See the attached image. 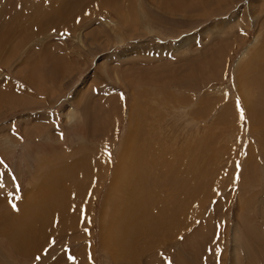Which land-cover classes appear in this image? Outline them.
<instances>
[{
	"label": "rangeland",
	"instance_id": "1",
	"mask_svg": "<svg viewBox=\"0 0 264 264\" xmlns=\"http://www.w3.org/2000/svg\"><path fill=\"white\" fill-rule=\"evenodd\" d=\"M76 2L62 22L55 0L0 17V228L40 209L48 227L24 257L0 235V264H264V0ZM129 134L180 220L120 262L102 212Z\"/></svg>",
	"mask_w": 264,
	"mask_h": 264
},
{
	"label": "bare ground",
	"instance_id": "2",
	"mask_svg": "<svg viewBox=\"0 0 264 264\" xmlns=\"http://www.w3.org/2000/svg\"><path fill=\"white\" fill-rule=\"evenodd\" d=\"M15 1H17V0H0V17L2 16V13L4 11H7L5 9L7 7V5L13 4ZM64 1L66 3L68 2L69 4L67 3L65 5V7H61V8L56 7L55 8V6L57 5V2H58V0H55L54 9H53V10H57V11H53V12L57 15V17L59 19H61V22L67 17L66 13H65L66 10L71 7V5L74 3V1L76 2V0H64ZM65 2H63V3H65ZM184 4H182V7L187 8L190 3L186 4V5H184ZM10 11H11V9H10ZM49 14H53V13H49ZM12 16H14V14ZM40 21H42L41 18H40ZM49 21H50V19H49ZM2 22L5 23L6 21L2 20ZM62 24L66 25L68 23L63 22ZM6 27H7V25H6ZM55 64H57V63L55 62ZM52 67H53V64H52L51 68ZM53 69L56 70L55 67ZM251 120L253 121L252 118H251ZM130 137L131 136L129 134V136L127 138H125L126 141H124L122 143V146H124V148H122V152L119 156L117 166L115 167V170L113 173V178L111 179V186L109 188V191L107 192V194L104 197L105 198L104 203L107 206V209H105V211L102 210L103 211L102 212V218L106 220V224L108 225L107 230L109 232H107V236H108V239L111 243L110 248H112V249H110V250H113L112 258L115 261H120V262H122L123 257H129V255L133 256V254H135L134 253V251H135L134 242L136 241L137 238L138 239L143 238L142 233H144V234L159 233L162 231V228L167 227L166 222H168L167 223L168 227L169 228L172 227L171 230H173L174 226L177 225L176 222H179V220H180V218L177 216V213H175L173 217H167L161 212L164 210V208L159 206L158 210L156 209V206L154 205V200H153V198L150 197L151 189L148 187V185H151L153 183V181H150V179L148 177L141 175L139 168L135 162L134 152H133V150H130L129 145H128V141H129ZM126 147L129 149H127ZM51 149H50V151H51ZM64 155H63V157H65V156L67 157L68 154L65 156ZM48 159L49 158H46L45 161L49 162ZM61 160L62 159H60V162H62V164H63L64 161H61ZM65 161H66V159H65ZM142 178L148 179L147 183L141 184L138 181V182H136V185L132 184L135 182L136 179L140 180ZM177 181H178V179L175 178V183H176L177 187L183 186L181 184H178ZM47 182H49V183H47ZM53 183H54V179L51 180V174H50V175H46V176L42 177L40 179L39 183L37 184V186L39 185L38 187L42 188V186H45L46 184H48L47 186L51 190V185L53 186ZM145 187H146V189H145ZM50 190L48 192H50ZM46 194H49V193H46ZM39 195L40 196L43 195L42 198L45 197L44 193L39 192ZM39 195L35 194V196L39 197L40 199H38V200L32 199L34 202L31 201V202H29V204H27V206L25 204L24 205L26 207L34 208L37 204L36 202L40 203L42 200ZM51 195L52 194H50V197H51ZM27 201H30V198H28ZM27 201H25V202H27ZM21 202H23V201H21ZM42 204H43V200H42ZM45 205H46V203L44 204V206ZM6 206H7V204H6ZM42 206H40V207H42ZM42 208H44V207H42ZM8 209L10 210V208H8ZM48 209H49V207H48ZM65 209H67V208H65ZM24 210H25V208H24ZM43 211L44 210L40 209L37 213L32 212L31 215H25L24 218H22V217L17 218V219L15 218L16 220H14L13 216L12 217L7 216V219L4 221V226H2L0 228V230H1L0 235H1V237H7L6 239H7L8 245L7 244L6 245L9 248L11 247L10 250L13 249L16 253H18L22 257L29 256V254L32 255V254L37 253V251H38L37 250V246H38L37 243L40 242V241L37 242V240H38V238H40L42 240L41 237L45 233L44 232L45 229H48V227L46 226V220L42 219L41 217L38 216V215L42 216L44 213ZM47 212L50 214L52 211L51 212L47 211ZM181 213H179L180 217H181ZM107 215H109L108 220H107ZM175 216H176V218H175ZM57 218H59V217H57ZM1 219H3V218H1ZM32 220H35V222L33 223ZM154 220H155V223L152 225ZM34 237L36 238V240H34ZM131 248H132V250H131ZM142 249H143V247H142ZM179 257H181V254L179 255ZM131 260H132V258H131ZM43 261L46 262L45 260H43ZM59 261H61V260H59ZM59 261H55V260H53L51 262L48 261L46 264H58ZM125 264H126V262H125ZM128 264H129V260H128Z\"/></svg>",
	"mask_w": 264,
	"mask_h": 264
},
{
	"label": "snow or ice",
	"instance_id": "3",
	"mask_svg": "<svg viewBox=\"0 0 264 264\" xmlns=\"http://www.w3.org/2000/svg\"><path fill=\"white\" fill-rule=\"evenodd\" d=\"M237 107L239 108V102H237ZM244 116H243V112H241V119H243ZM0 163H2V161H0ZM15 181V177H13V182ZM4 187V183L2 181V179H0V188H3ZM12 208L13 210H16V205L15 204H12ZM217 251L219 252V249H217ZM37 259H40L39 257H37ZM71 259V257H70Z\"/></svg>",
	"mask_w": 264,
	"mask_h": 264
}]
</instances>
